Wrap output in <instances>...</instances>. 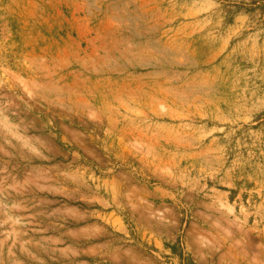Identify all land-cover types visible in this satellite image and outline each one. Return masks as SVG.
<instances>
[{"label": "rangeland", "instance_id": "1", "mask_svg": "<svg viewBox=\"0 0 264 264\" xmlns=\"http://www.w3.org/2000/svg\"><path fill=\"white\" fill-rule=\"evenodd\" d=\"M0 264H264V0H0Z\"/></svg>", "mask_w": 264, "mask_h": 264}, {"label": "bare ground", "instance_id": "2", "mask_svg": "<svg viewBox=\"0 0 264 264\" xmlns=\"http://www.w3.org/2000/svg\"><path fill=\"white\" fill-rule=\"evenodd\" d=\"M26 251V250H25ZM121 254V253H120ZM120 256V255H119Z\"/></svg>", "mask_w": 264, "mask_h": 264}]
</instances>
